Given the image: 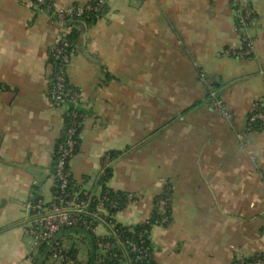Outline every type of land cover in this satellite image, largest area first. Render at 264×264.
I'll return each instance as SVG.
<instances>
[{"label":"crops","instance_id":"0c3cea01","mask_svg":"<svg viewBox=\"0 0 264 264\" xmlns=\"http://www.w3.org/2000/svg\"><path fill=\"white\" fill-rule=\"evenodd\" d=\"M32 1L0 0V264H38L23 204L53 199L65 109L47 96L57 28ZM50 1L66 9L92 0ZM238 1L257 15L244 30L254 39L245 58L232 54L242 45ZM73 27L67 75L84 116L72 181L99 194L102 159L114 153L106 186L138 197L116 214L127 226L149 217L169 185L170 222L149 233L156 264H232L235 250L264 253V128L237 137L252 103L264 105V0H107L94 22ZM200 73L228 118L211 106ZM60 241L88 260L83 235Z\"/></svg>","mask_w":264,"mask_h":264},{"label":"built area","instance_id":"2783aa9c","mask_svg":"<svg viewBox=\"0 0 264 264\" xmlns=\"http://www.w3.org/2000/svg\"><path fill=\"white\" fill-rule=\"evenodd\" d=\"M47 1L49 0H33L32 4L35 13H45L48 17L49 24L57 28L55 39L47 47V64L50 68L48 75V81L50 82V86L48 87V98L54 106L72 105L75 107L79 103L77 100L78 93L71 86L67 85V81H69L67 69L74 53V49L68 37L73 25L68 23V21L73 17L81 16L86 7L71 6L66 9H54L52 3H47ZM106 1L107 0H96L93 5L87 8L96 11L106 5ZM256 21L257 15L254 8L247 3L238 1L235 7V30H243V34L241 36V47L232 52L234 56L245 58L252 55L254 39L244 32V30L254 25ZM200 80L207 85L208 99L211 106L215 108L222 117L228 118V108L224 100L218 95L216 89L213 88L211 80L207 79L203 73H200ZM71 115L73 119L71 120V125L66 129V140L57 143L54 150V154L58 156L53 174L55 183H57V193L53 196V199L49 201L44 200L40 196H31L23 204L28 218L25 226V233L32 238L33 248L37 250L40 245H47L48 254L42 264L64 263L63 251L67 248H65L60 241L64 239V236L61 235L58 242H53L54 234L61 226L72 227L79 222L86 228L89 219L91 223L98 224V227L103 226L104 229L110 228L111 233L118 240L121 238L118 229L113 228L111 222L106 219L107 211L104 202L110 200L107 193L102 195V199L96 201L93 194L88 193L86 190L82 189V197H78V194L73 197L67 189L69 171H65V166L69 163V159L74 154L75 139L73 135L76 129L81 125V122L75 119L77 113L74 109L71 111ZM255 123H259L260 126L264 128V105L257 101L252 103L246 117V123L244 127L237 132V137L240 139L244 138L247 133L254 128L253 126ZM109 163V155L105 154L101 172L104 171V167H107ZM169 190V185H165L161 191L162 196L156 199V203L159 207L158 212L162 214L159 220L161 224L169 222V214H171V197L169 195ZM137 199V195L133 192H125L124 194V201L127 204L135 202ZM120 200L121 198H117L113 201L110 200L109 206L111 208H117ZM94 201V208H90L89 205ZM142 222L145 225L152 223L149 217L145 218ZM106 233L105 230L99 235L103 237ZM145 233H147L146 227L138 234L137 242L124 237L123 241L125 245L131 251L138 252L135 259H147V248L144 245L143 238ZM108 245V242L102 243L104 247H108ZM232 264H264V253H256L247 256L235 250L232 254Z\"/></svg>","mask_w":264,"mask_h":264},{"label":"trees","instance_id":"16d2710c","mask_svg":"<svg viewBox=\"0 0 264 264\" xmlns=\"http://www.w3.org/2000/svg\"><path fill=\"white\" fill-rule=\"evenodd\" d=\"M96 0H92L86 5H83L86 7L84 9V13L79 16V17H73L68 21V23H71L73 26L75 25L77 20H83L86 23H91L94 22L100 15L103 14L106 5L101 7L100 9L94 11L92 9H89L87 7L93 5ZM51 2L50 0L47 1ZM77 36V31L75 27L72 28L71 32L69 33L68 37L71 43V46L74 49V40ZM67 85L71 86L77 93L78 97L77 100L79 101L80 98V93L79 89L71 84L69 81H67ZM50 86V82L48 81V86H47V96H48V87ZM59 107H65L63 111V125L60 130L59 137L57 139V143L63 142L66 140L67 137V128L71 125V120L73 119L71 115V111L74 109L75 112L77 113V117L75 119L79 120L80 122L82 121V118L84 116V110L79 106V103L77 106L73 107L72 105H66V106H59ZM255 127H261L259 123H255ZM81 125L79 128L76 129L75 134L73 135L75 139V149L74 153L78 150L79 146V131H80ZM109 155V161L111 162L114 159V153H106ZM57 155L54 154L53 161L51 164V172L54 174L55 171V164L57 161ZM103 163V159H102ZM69 164V163H68ZM65 166V171H69V165ZM103 166V165H102ZM111 175V166L110 163L107 167H104V171L100 173V176L98 178V184L101 186V192L99 194H93L95 197L96 201L102 199V195L104 193H107L109 196L110 200L113 201L117 198H121L119 201V206L117 208H111L109 206L110 200L104 202V206L106 207V219L109 220L113 226V228L118 229V231L121 234V238L118 240L110 231V228H106V234L101 237L98 233H96L98 224L96 223H91L90 220L88 219V226L85 228L83 225H81L79 222L77 225L72 226V227H66V226H61L58 231L54 234L53 237V242H58L59 237L61 235L63 236H70L73 234H81L86 238L89 244V253H88V260L85 263H82L76 258V249L73 248L72 246L68 249H65L63 251L64 255V263L63 264H156L153 260V253H152V248L150 245V238H149V233H150V228L153 225H167L170 222V214H169V222L167 223H160V218L162 214L158 212V204L156 203V199H159L162 194L159 193L153 202V209L151 214L149 215V220L152 221L151 224L145 225L143 222H140L136 225H131L127 226L122 223H120L116 219V214L118 213L119 210H121L123 207L127 205V203L124 201V194L125 192H120V191H113L112 189L108 188L106 186V181L109 179ZM69 181L67 184V189L71 196H75L78 194V197L83 196L82 188L79 187V185L75 184L69 174ZM86 190V189H83ZM58 188H57V183L54 184V195L57 193ZM87 191V190H86ZM88 193H91L87 191ZM169 195L171 197V190H169ZM37 196V195H36ZM94 202H92L89 207L94 208ZM155 224H154V223ZM103 227V226H101ZM147 228V233L143 235L144 238V245L147 248V259H135L136 255L138 252L136 251H131L124 243V237L137 242V237L140 232H142L143 228ZM104 228V227H103ZM103 242H108L109 245L108 247L102 246ZM37 262L38 264H42L44 259L46 258L48 254V249L46 244H42L37 248ZM69 262V263H66Z\"/></svg>","mask_w":264,"mask_h":264}]
</instances>
